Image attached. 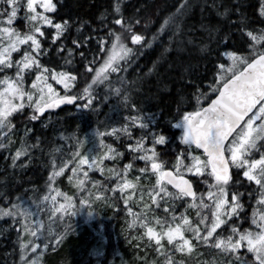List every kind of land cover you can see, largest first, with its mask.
Returning <instances> with one entry per match:
<instances>
[{
    "label": "trees",
    "instance_id": "16d2710c",
    "mask_svg": "<svg viewBox=\"0 0 264 264\" xmlns=\"http://www.w3.org/2000/svg\"><path fill=\"white\" fill-rule=\"evenodd\" d=\"M117 2L121 4L123 18L126 21L131 19L135 34L144 38L139 44L132 43L133 33L115 25L117 17L114 5ZM260 2L261 0H54L57 9L49 15L54 22L67 21L68 26L55 42L52 36L56 30L49 26L43 28L47 33L42 38L46 51L40 59L50 70L71 72L77 77L70 90L72 94L83 93V89L91 85L93 105L90 110L81 109L68 118L66 112L73 105L52 112V123H55L53 128L49 126L41 129L37 124L29 126L32 133L24 144L27 149L25 154L30 158L29 163L22 172L11 170L8 174H0V202L12 204L19 199L24 203L28 200V189L34 200L40 203L52 177H55L54 186L57 190L73 196L68 185L70 174L73 173L71 168L74 166L72 164L70 169L64 171V164L75 153L76 143L94 132L102 138L104 152H112L116 158L109 167L112 176L92 170L84 190L93 189L97 196L111 199L114 208L104 213L97 212L91 226L70 228L71 233L67 236L65 234V239L58 245L49 244L41 251L38 264H140V255L146 256L143 258L144 264L150 263L152 250H131L124 246L120 238L122 219L131 215L134 210L131 203L125 202L123 193L117 187L118 178L122 184L124 166L132 164L128 174L133 176L135 184L137 178L140 180L155 174L150 166L144 174L139 171L146 166L145 161L138 158L142 153L133 152L128 145L135 144L145 134V130L132 124L128 117H144L146 121H151L150 127L157 125V131L163 130L168 134V142L157 146L158 160L163 163L165 170L176 171L177 156L181 157L184 165H189L192 160L188 152L193 156L201 152L195 151L193 145L181 143L179 137L182 128H174L172 125L180 121L184 112L196 111L205 106L218 92L213 89H219L234 75L220 81V64L227 66L231 61L222 55L224 52L237 47L240 49V57H247V63L264 52V23L257 15ZM249 29L262 30L254 31L253 37H247ZM242 32L245 33L244 37L241 36ZM115 34H119L121 42L133 49L131 58L127 62L119 61L122 71L107 75L104 82L93 86L96 69L103 65L109 54L104 51V46L112 48ZM74 40L79 41L82 47L77 49L72 43ZM27 48L28 46L22 45V50L15 53L13 58L21 57L23 50ZM69 49L73 50L71 54ZM6 74L14 76L15 67ZM33 75L34 70L29 72L26 79ZM76 118H79V122ZM12 121L28 124L27 111L17 114ZM125 127L129 128L131 135L123 131ZM113 129L117 130L116 133H113ZM150 144V140L146 142V145ZM109 149L112 151L109 152ZM53 172H58L59 175L54 176ZM181 172L184 175L183 168ZM230 172L232 180L227 186L228 199L233 193L242 194L240 200L243 209L238 216L229 218L216 231L212 240L232 236L230 233L233 226L241 231L254 229L243 215L253 212L254 204L260 197V187L245 178L240 169L230 168ZM188 178L197 195L207 193L209 184L213 183L207 172L201 176L190 175ZM136 186L138 189L142 187L140 183ZM97 229L105 239L102 247L100 234H96ZM61 233L59 229L55 236ZM2 243L0 264H21L18 247L8 241L3 240ZM238 255L240 259L236 255L230 256L240 264L242 260L256 264L252 254L245 249H240Z\"/></svg>",
    "mask_w": 264,
    "mask_h": 264
},
{
    "label": "snow or ice",
    "instance_id": "6c2138e0",
    "mask_svg": "<svg viewBox=\"0 0 264 264\" xmlns=\"http://www.w3.org/2000/svg\"><path fill=\"white\" fill-rule=\"evenodd\" d=\"M38 8L41 11H38ZM56 9L57 5L54 3V0H0V24L5 25L0 27V73H6L15 67L14 76L5 74L0 77V128L11 127L10 118L13 113L22 110L26 103L33 107L36 113H43L45 109L55 108L62 104L73 105V107L78 109L90 110L92 108L91 85L83 89V94H72L69 88L70 85L75 84L77 77L71 72L50 70L43 65L40 59L46 51L43 48L42 38H45L47 35L42 26H49L56 30L52 36L54 42L63 35L68 26L67 21L54 22L53 17L48 15V13H55ZM21 11H24V18L30 25L29 31L25 33L18 31L13 26L14 22L19 18L18 14ZM178 11L180 10L178 9ZM114 14L117 17L114 21L115 25L133 33L131 35L132 43L139 44L144 38L139 34H135L131 19L126 21L123 18L119 2L114 5ZM257 15L261 22L264 23V0H261L259 4ZM262 29H249L246 32V36L253 37L254 31ZM241 36L244 37L245 33L242 32ZM72 43L77 46V49L82 47L77 40H74ZM22 45H27L28 48L23 50V55L20 59H14L13 53L20 52ZM225 47L228 46L225 45ZM72 51V49H69V54ZM104 51L109 54L104 60L103 65L99 69H96L93 83L101 79H107L108 71L114 73L122 71L123 69L119 61L127 62L133 53L131 47L121 42L119 34H115L112 48L108 49L105 45ZM239 52L240 49L236 47L234 50L224 52L222 55L227 56L235 65L237 60L241 58ZM219 67L220 69H224L225 65L221 63ZM33 70L35 71V78L31 82L32 90H26V78L29 72ZM49 72L51 73L52 80L63 85L65 89L63 94H59L52 84L48 83V76L45 73ZM213 91H219V95L211 100V103L207 107H200L198 110L192 112H184L180 121L172 125L174 128H182V134L179 137L181 143L189 146L195 145L197 149H203L207 159L201 160L199 156H193L191 152H188L192 163L184 165L181 157L177 156L175 172L165 170L163 163L158 160L157 146L165 145L168 142V134L163 130L157 131V125L150 127L151 121H146L144 117H128L132 124L145 130V134L140 136L135 144L130 143L128 147L133 152L142 153L138 158L145 161L146 166L139 169L141 174L148 172L149 166L152 172L155 173L156 185L159 189L157 195L163 193L165 197L176 195L180 198H196L197 194L193 191L192 183L188 179H185L181 168H183V171L194 173L197 176H201L207 172L213 180V183L209 184V191L206 194L214 204L211 212L212 223L210 226H205V234H201L200 228H191L188 216L185 214L180 215V222L175 223L174 227L172 226V222L177 220L175 215L172 216L171 222L157 217L156 224L160 226L159 230L145 224L147 227L146 235L149 241H155L158 252L165 250L163 241L166 239L167 246L171 250L180 253L186 251L191 253L194 245L190 239L185 237L186 230L191 228L197 240L208 244L210 243V238L214 237L217 229L226 223L221 218L222 216L231 218L239 215L243 209V204L240 200L242 194L233 193L231 200L229 201L228 199L227 186L232 180L231 167L244 169L243 176L260 186L261 196L258 203L264 205V155H261L258 160L248 158L252 150L258 147L257 142L264 141V103H261L264 97L253 98L251 103L237 106L233 100L234 93L231 84L224 85L222 89H213ZM132 107L135 108V105H132ZM257 107H259V111L248 118L247 122L242 125L241 122ZM31 119L36 120L38 116L34 114L31 116ZM257 120L260 123H254ZM116 131V129H113V133H116ZM123 131L129 132L131 135L128 127L123 128ZM230 137H232L231 142L226 144L225 142ZM149 140L151 141L150 146L146 145V142ZM3 147L4 145L0 144V148ZM111 151L109 149V152ZM226 153H230V156L226 155ZM23 155H25L24 151L17 150L13 156V163L15 164L16 160ZM76 155L79 157L80 164H89V157L81 156L79 153ZM92 163L95 164L96 161L93 160ZM131 167V163L126 164L123 172L127 173ZM209 169L210 171H208ZM61 171H63L62 168ZM53 175H59V173L53 172ZM165 181L166 184L172 185L178 192L175 194L170 192L165 183H163ZM117 187L123 192L124 189L135 188L136 184L126 178H123V183L121 184L118 178ZM57 195H60L58 191ZM65 199L68 203L61 204L59 208L55 209L56 212L66 211L67 208L73 207L71 197L66 196ZM151 199L154 204H157L156 196L151 197ZM51 200L55 202L56 196H51ZM125 202L127 203V200ZM81 203H87V200H82ZM200 203L203 208L209 207L203 203V200ZM226 205L227 207H225ZM192 206L195 207V205ZM16 208L17 206L13 204L10 209H0V215L13 217L24 215L17 212ZM168 211L169 208L165 207V212ZM91 214L89 212V215ZM205 219L207 217L201 219L200 223L203 224ZM135 223L136 221L134 220L133 225ZM252 224L256 226L257 231L253 232L249 229L241 231L236 226H233L231 231L238 238H234V236H228L227 238L216 237L215 248L228 255H236L237 259H240L238 255L239 250L246 247L249 253L254 254L256 264H264V213H260L258 218H253ZM25 231H27V228H25ZM32 235L35 236L36 232L33 231ZM21 248H25L23 243H21ZM163 255L166 264H176V260L169 251H163ZM241 264H250V262L242 260Z\"/></svg>",
    "mask_w": 264,
    "mask_h": 264
},
{
    "label": "rangeland",
    "instance_id": "374dc122",
    "mask_svg": "<svg viewBox=\"0 0 264 264\" xmlns=\"http://www.w3.org/2000/svg\"><path fill=\"white\" fill-rule=\"evenodd\" d=\"M37 10L41 11V9L39 8ZM49 14L50 13H48V15ZM18 16L19 18L14 22L13 26L15 27V29L22 33L28 32L30 29V25L29 22L24 18V11H21ZM3 26L5 25L0 24V27ZM42 27L44 28L47 26ZM14 54L15 53H13V56ZM16 59L18 60L20 59V57H17ZM246 63L247 57H241L239 60H237L235 65L231 60L230 63L224 67V69H221L220 81H225L231 75L239 72L246 65ZM115 73L108 71L107 75ZM5 74L6 73H0V77ZM47 76L48 83L52 84L53 88H55L59 94H63L65 91L63 85L58 84L55 80H52L51 74H47ZM34 78L35 75L30 77L28 80L26 79V90H32L31 82ZM104 80L105 79L98 80L92 85L94 86L102 83L104 82ZM72 86L73 85H70L69 91L71 90ZM80 110L81 109L72 107L71 110H68V112H66V118L75 115L76 112ZM23 111H27L29 120L28 124L23 125L22 122L14 123L12 121V118L17 114L22 113ZM258 111L259 107L252 115H254ZM34 114L38 116V119H31V116ZM53 117L54 115L52 114V112L46 113L43 116H39V113H36L34 108L29 106L27 103L22 110L13 113L12 117L10 118L11 127L0 128V144L4 145L3 148H0V174H8V172H10L11 170L18 172H22L24 170V167L29 163V156L25 154L19 157V159L16 160L15 164L13 163V156L15 155L17 150H21L24 152L27 150L24 144L29 137L28 135L32 133V128L29 126H31L32 124H37L41 129H47L49 126L53 128L55 125V123H52ZM76 121L79 122V118H76ZM246 122L247 120L244 123ZM254 123H260V121L257 120ZM101 139L102 138L99 134L91 132L88 137H84L83 140L76 143V150L74 151L75 153L70 158V160L64 164V171L70 169L72 164L74 166V168H71L73 173L70 174L68 185V188L72 190L71 194H73V196L68 194V192H60L59 190H57L54 186L55 177H52L46 188L45 196L41 199L40 203L34 200L32 193L28 191V189L26 190V192L28 193V200L26 202L24 201V203L19 199L17 202L12 204L9 202H0L2 203L0 204V209H10L14 204L17 206L16 211L24 214L18 215L16 217L0 215V246L3 245V240L8 241L10 244H15L18 247L17 250L19 254V261L21 262V264H38L40 261L39 254L47 247V245H49V243L58 245L65 239V234L67 236L71 233L70 228L77 227L82 229L83 226H91L94 222L97 212L104 213L114 208V203L111 199L97 196L94 193L93 189H89L87 191L84 190L88 185L89 172H91L92 170H98L102 174L112 176L109 167L111 166V162H113L116 156L112 152V154L104 152L105 148L103 147ZM231 139L228 141V143L231 142ZM67 144L68 143H66V145ZM257 144L258 147L256 149H253L249 154V159L258 160L261 155H264V141H258ZM194 150L197 151L198 149L195 147ZM77 153H79L81 156L89 157V164H80L79 157L76 155ZM105 153H107V155H105ZM227 155L230 156V153H227ZM197 156H199L201 160H206L202 153H199V155ZM93 160L96 161L95 164L92 163ZM191 163L192 161L189 164ZM231 168L240 169L242 173L244 171V169L242 168ZM183 173L186 177L188 175H195L194 173H188L186 171H184ZM121 176L122 179L126 178L133 181V183L135 184V180H133L134 178H132L133 176L130 177L128 172L123 173V175L121 174ZM139 183L142 185L141 188L138 189V187L136 186L137 188L135 187L131 189H124V191L122 192L124 199L134 206V210L131 215L125 216L122 219L119 229L121 241L124 243V246L126 248H129L131 250H139L140 252L152 250V259L148 264H166V260L163 255V251L165 250L170 252L173 258L176 260V264H240L227 253L216 249L214 246L215 240H212V238H210V243L205 244L202 241L197 240L193 231L191 230V228H200L201 234L203 235L205 234V226H210L212 223L211 212L213 210L214 204L213 201L206 195V192H204V194L202 195H197V198L193 200H189L186 197L180 198L176 195L165 197L163 193H159V195H157L159 189L156 185L155 174L137 180L136 184ZM166 187L168 188L167 185ZM168 190L172 192V190ZM57 191L60 193V195H57ZM259 193L260 194L258 196H261V189ZM54 195L56 196L55 202L51 200V196ZM66 196L71 197V204L73 205V207L67 208L66 211L56 212L55 209L59 208L61 204L68 203V201H66L65 199ZM153 196H156L158 206L157 204H154L152 202L151 197ZM259 199L260 197L254 204L255 208L253 212L251 211L250 215H243V217L247 218L253 226V232L258 230L256 226L252 224L253 218H258V215L260 213H264V205L258 203ZM82 200H87V203H81ZM201 200H203V203L207 204L209 207H201ZM230 200L231 197L229 198V201ZM192 205H195V207H193ZM165 207L169 208L168 212H165ZM225 207H227V205ZM89 212H91L92 214L89 215ZM198 213H200V215H198ZM181 214L187 215L190 221L191 228L185 231V237L192 241L194 245L193 251L191 253H188L187 251L184 253L175 252L174 250L168 248L167 241L165 239L163 241V243L165 244V250H161L158 252L156 250L155 241H149V238L146 235L147 227L145 226V224L159 230L160 226L156 224L157 217L161 218L162 220L171 222L172 216L175 215L177 217V220L175 222H172V226L174 227L175 223L180 222L179 217ZM204 217H207V219H205L204 223L201 224L200 221ZM221 218L226 222L229 220V217L227 216H222ZM134 220L136 221V223L133 225ZM223 225L224 224H222L220 228ZM25 228H27V231H25ZM59 229L62 233L55 236L56 232ZM33 231L36 232L35 236L32 235ZM100 232L101 231L99 229L96 230V234H100L99 240L102 247L105 239ZM230 235L234 236V238H238V236H235L232 231ZM21 243L25 245L24 249L21 248ZM242 249H245L246 252H248L246 247L241 248V250ZM251 254L252 259L255 260L254 254ZM133 256H135V254ZM143 258L145 259L146 256L140 255V264H144L145 260Z\"/></svg>",
    "mask_w": 264,
    "mask_h": 264
},
{
    "label": "water",
    "instance_id": "95a60500",
    "mask_svg": "<svg viewBox=\"0 0 264 264\" xmlns=\"http://www.w3.org/2000/svg\"><path fill=\"white\" fill-rule=\"evenodd\" d=\"M228 84H231L233 87V93H234L233 100L237 106L247 105L251 103L253 98L264 97V52L256 56L249 63H247L239 72H237L232 77H230L228 80H226L220 86L219 89H222L224 85H228ZM218 95H219V91L216 93V95L211 100L215 99L216 96ZM211 100L203 107H207L208 104L211 103ZM263 101L264 100H261V103H263ZM69 106L71 105L62 104L55 108L45 109L43 113H39V116H43L46 113L55 112V111H58L62 108L69 107ZM257 108L253 109V112L249 113L248 117H246L245 120L241 122L242 125L256 111ZM230 139L231 137L229 138V140ZM228 141H226L225 143L227 144ZM198 150L207 159V156L204 154L203 149H198ZM167 171H173V170L167 169ZM184 177L185 179H188L189 181H191L188 177L186 176ZM164 183L166 184V181ZM166 185L173 192L175 193L178 192V190L175 189L172 185H169V184H166ZM192 187H193V191L196 192L193 183H192ZM186 198L189 200H193L192 197H186Z\"/></svg>",
    "mask_w": 264,
    "mask_h": 264
},
{
    "label": "bare ground",
    "instance_id": "6f19581e",
    "mask_svg": "<svg viewBox=\"0 0 264 264\" xmlns=\"http://www.w3.org/2000/svg\"><path fill=\"white\" fill-rule=\"evenodd\" d=\"M63 239V238H62ZM50 244V243H49ZM54 244V243H53ZM45 245H46V243H45Z\"/></svg>",
    "mask_w": 264,
    "mask_h": 264
}]
</instances>
